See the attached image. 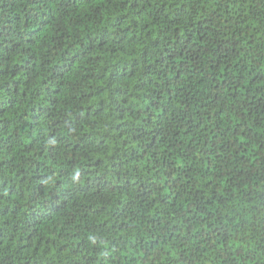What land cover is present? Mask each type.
Here are the masks:
<instances>
[{
  "label": "trees",
  "instance_id": "trees-1",
  "mask_svg": "<svg viewBox=\"0 0 264 264\" xmlns=\"http://www.w3.org/2000/svg\"><path fill=\"white\" fill-rule=\"evenodd\" d=\"M0 264H264V0H0Z\"/></svg>",
  "mask_w": 264,
  "mask_h": 264
}]
</instances>
